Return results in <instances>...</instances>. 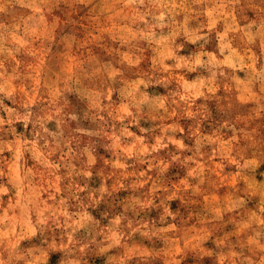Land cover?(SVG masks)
<instances>
[{"label":"clouds","instance_id":"9594fccd","mask_svg":"<svg viewBox=\"0 0 264 264\" xmlns=\"http://www.w3.org/2000/svg\"><path fill=\"white\" fill-rule=\"evenodd\" d=\"M0 264H264V0H0Z\"/></svg>","mask_w":264,"mask_h":264},{"label":"rangeland","instance_id":"374dc122","mask_svg":"<svg viewBox=\"0 0 264 264\" xmlns=\"http://www.w3.org/2000/svg\"><path fill=\"white\" fill-rule=\"evenodd\" d=\"M175 206H176V205L174 204L173 207L175 208Z\"/></svg>","mask_w":264,"mask_h":264}]
</instances>
